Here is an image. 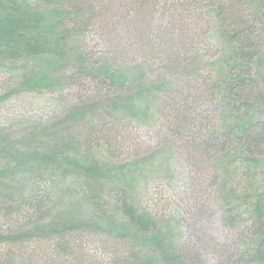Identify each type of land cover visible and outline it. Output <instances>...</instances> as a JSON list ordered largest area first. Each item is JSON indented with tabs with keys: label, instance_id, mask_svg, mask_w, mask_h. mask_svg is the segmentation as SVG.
Here are the masks:
<instances>
[{
	"label": "trees",
	"instance_id": "obj_1",
	"mask_svg": "<svg viewBox=\"0 0 264 264\" xmlns=\"http://www.w3.org/2000/svg\"><path fill=\"white\" fill-rule=\"evenodd\" d=\"M104 1L0 0L4 97L81 82L111 88L109 101L71 108L49 128L14 141L0 136V264H35L38 255L29 251L42 242L54 256L77 259L72 242L97 237L111 245L109 264H203L198 241L180 242L139 193L138 177L157 172L148 164L155 154L117 164L105 153L111 133L119 146L127 125H153L157 113L168 142L207 167L223 223L237 233L226 264H264V0H127L130 47L152 49L166 67L185 70L178 86L146 80L141 66L125 69L116 57L93 58L84 34L100 26ZM166 13L173 20L161 28L155 20ZM205 15L212 23L201 31ZM188 18L197 22L192 35L183 34L190 24L175 28ZM201 34L215 58L204 65L193 47ZM96 134L106 140L94 141ZM167 147L158 152L166 165L158 176L171 179L177 172ZM58 192L77 210L55 212Z\"/></svg>",
	"mask_w": 264,
	"mask_h": 264
},
{
	"label": "rangeland",
	"instance_id": "obj_2",
	"mask_svg": "<svg viewBox=\"0 0 264 264\" xmlns=\"http://www.w3.org/2000/svg\"><path fill=\"white\" fill-rule=\"evenodd\" d=\"M126 2L128 1L112 0L111 2V0H105L102 9L100 8L104 11L102 15L100 13V26L88 33L85 32L84 42L90 49L93 58L100 56L111 59V57H116L114 59L115 64L125 69L141 66L146 80L157 81L163 78L173 86L184 84L186 75L188 76L185 70L180 67L176 69L166 67L168 64L161 63L160 56L156 55L152 49L145 48L146 52H137V48L130 47L135 39L129 35L132 28L130 24L132 18L129 17L131 11L126 6ZM105 7L107 10H103ZM166 15L167 13L163 17H157L158 20H155V24L161 28L168 26L173 19L171 20ZM191 21L188 18V20L182 21L184 24H180L178 20L175 28L184 29V27L189 26ZM203 21L205 25L204 23L198 25L201 31L204 30L206 24L212 23L207 15L204 16ZM190 25L192 28L190 31L185 29L184 35L185 33L192 35L193 26L197 25V22H192ZM154 35L151 34L149 37L154 42L157 43L162 40ZM185 38L183 36V39ZM211 45L213 43L208 41L206 34H201L193 46L201 54L203 65L214 53L209 48ZM115 46L118 48L117 56L112 55ZM213 58L211 60L214 61L215 58ZM6 80L7 75H4V72L0 70V136L10 138L11 141L19 139L22 137L21 135L27 136L51 127L65 117L71 108H78L81 105H95L100 100L108 99L107 101H109L111 99V88L108 91L107 88L90 82H81L77 86L67 84L69 86L62 90L20 93L4 97L7 90ZM108 92L110 95H106ZM157 101L164 104L166 96L161 93L157 94ZM160 116V113H157V120L153 125L142 122L127 125L124 134L117 138L118 141L121 139L119 146L111 141V138H114V134L111 133L108 136L109 143H107L105 153L110 161L112 160L117 164L155 154L156 156L154 155L151 163L148 164L155 165L154 167L158 169L150 167L149 172H157L138 177L139 193L142 194L143 201L151 209L163 213L166 219L168 218L179 237V241L181 240L184 245L198 241L203 264H226V257L232 253V248L229 246L235 240L237 233L230 231L223 223L220 204L218 200H215L212 188L206 181V165L197 166L201 165L200 163L195 165L186 157L185 152L177 144H174L175 141L173 145L168 142L166 127L163 125ZM101 117L103 119L102 122L98 121L97 124L99 125L106 121L104 113L101 114ZM96 135L98 136L94 141L100 139L102 144L106 140L101 134ZM165 143L168 146L167 149L164 148L165 151L172 153L171 167L174 172H177L175 177L171 179L158 176L161 173L158 171L166 168L164 158L158 153ZM70 183L66 180L61 185L62 189L68 187ZM60 194L61 192H58L57 197L52 194L51 203L55 212L62 213L69 207L77 210L76 205H72L67 196ZM195 205L198 206L197 211H195ZM80 210L84 211L81 207ZM72 245L76 246V249H72L76 250L77 259L70 255L64 258L54 256L51 253L52 245L51 247L50 244L47 246L45 242L30 248L29 253L35 252L38 255L39 264H109L113 259L111 245L98 237L94 239L82 238L72 242ZM38 261L33 263L38 264Z\"/></svg>",
	"mask_w": 264,
	"mask_h": 264
}]
</instances>
